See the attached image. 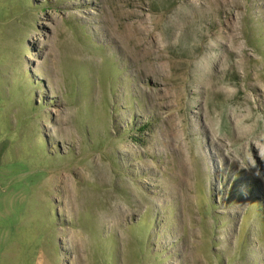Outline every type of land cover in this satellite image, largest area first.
<instances>
[{"label": "rangeland", "instance_id": "rangeland-1", "mask_svg": "<svg viewBox=\"0 0 264 264\" xmlns=\"http://www.w3.org/2000/svg\"><path fill=\"white\" fill-rule=\"evenodd\" d=\"M0 217L2 264H264V0H0Z\"/></svg>", "mask_w": 264, "mask_h": 264}, {"label": "bare ground", "instance_id": "bare-ground-1", "mask_svg": "<svg viewBox=\"0 0 264 264\" xmlns=\"http://www.w3.org/2000/svg\"><path fill=\"white\" fill-rule=\"evenodd\" d=\"M137 23V21H134L133 23H131L132 25H135ZM125 27H129V25H127V26H125ZM145 28V27H144ZM125 30V29H124ZM130 30V29H129ZM145 31L146 30H143V26H142V28H138L137 30H135L133 33H130V32H128V33H122V35L120 36V40H121V42L125 45V46H127L128 45V43H130L131 42V40L133 39V45L134 46H136V45H143V53H146V52H144V49H145V51H147V52H149V51H151V45L149 44V42L148 41H145L146 40V38H145V35H146V33H145ZM230 33V32H229ZM118 38V37H117ZM141 45V46H142ZM122 46V45H121ZM137 53H139V52H137ZM136 53V54H137ZM141 53H142V51H141ZM143 56H144V54H143ZM138 57H139V55H138Z\"/></svg>", "mask_w": 264, "mask_h": 264}, {"label": "crops", "instance_id": "crops-1", "mask_svg": "<svg viewBox=\"0 0 264 264\" xmlns=\"http://www.w3.org/2000/svg\"><path fill=\"white\" fill-rule=\"evenodd\" d=\"M3 233H4L3 222H2V219L0 217V264H2L1 263V257H2V254H3V251H2Z\"/></svg>", "mask_w": 264, "mask_h": 264}]
</instances>
